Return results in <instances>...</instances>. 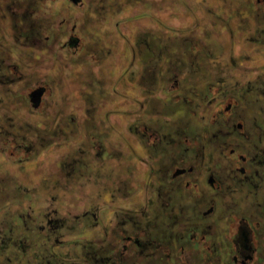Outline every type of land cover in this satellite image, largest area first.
Instances as JSON below:
<instances>
[{
	"label": "flooded vegetation",
	"instance_id": "af4514ba",
	"mask_svg": "<svg viewBox=\"0 0 264 264\" xmlns=\"http://www.w3.org/2000/svg\"><path fill=\"white\" fill-rule=\"evenodd\" d=\"M105 5L57 32L54 0H0V264H74L62 250L77 244L76 264H264L262 86L230 95L229 80L215 83L199 61L212 49L188 50L200 39L167 53L160 36H139L144 91L128 151L117 122L102 128L107 107L120 111L123 36L104 28ZM246 7L244 34L260 35L264 4ZM133 60L123 73L131 85ZM137 196L141 205L125 204Z\"/></svg>",
	"mask_w": 264,
	"mask_h": 264
},
{
	"label": "rangeland",
	"instance_id": "374dc122",
	"mask_svg": "<svg viewBox=\"0 0 264 264\" xmlns=\"http://www.w3.org/2000/svg\"><path fill=\"white\" fill-rule=\"evenodd\" d=\"M64 1L54 0V26L57 32L58 30H62L63 26L67 24L65 22L63 24L62 20H66V22L68 21L72 25L76 20L81 18L94 19L92 14L96 15L97 11L95 7L99 3L106 4L105 6H107V9L104 8L105 10L102 13L100 12L99 16L103 21L102 23L106 25L104 28L111 35L123 32V36L119 40L120 42H118L119 50L115 60V65L117 66L115 71L116 77H114V83L117 82L116 78H119L118 90L114 92L116 94L114 96L118 98L117 107L120 111L118 114L112 113L110 117L113 107H107L109 113L107 114L105 110L102 115L107 123H105L106 127H102L104 130L110 132L112 124H116L117 122L121 132L120 137H122L119 138L121 147L126 148L132 141L136 142L135 137L130 133V125L136 124L139 118H141V113L139 111V113L136 112L142 103V100L138 102L137 99H142L144 91L142 86L137 85L138 74L140 73L137 69V61L140 58L137 43L139 36L151 34L157 38L160 36L158 40L161 42V45L164 46L166 44L171 48L166 50L167 53L177 50L179 48L178 42H182L183 46L187 39H200L198 42L190 43L188 50L196 53L197 51L207 50L204 49L205 47L212 49L208 56L201 54L202 57L204 56V59H200L199 61L211 66L215 83L222 80L227 81L228 79L229 88L226 92L230 95L232 92H238L242 88H256L253 85L262 86V89H259L258 92L260 94L264 93V32L260 33L261 36L259 34L254 35V32L244 34L245 29L243 26H246L244 25L246 23L243 22L241 19L243 15H240L238 11L241 9L247 10V3H255L260 6L261 3L264 4V0H88L94 10L87 14V16L85 10H91L88 5L75 6ZM246 10L245 12H247ZM41 14L44 15L46 13L42 10ZM71 28L72 26H70ZM251 29H254V26L250 27ZM59 47L60 45L57 44L56 48L59 49ZM69 53L73 54L71 50ZM133 55L136 60V66H133V68L137 82L135 81V84L131 85L128 83L126 77L123 76V73L131 65ZM92 58L96 61L95 56ZM66 59V56L56 58L55 66L58 67L60 64L64 66L63 62ZM170 84H174L172 79L170 80ZM217 91L218 89L215 88L214 92ZM130 94L134 95L135 98L131 97ZM132 99L136 100L135 110H122L129 101L132 103ZM229 100L233 102V96ZM199 109L202 111L203 108ZM202 113L206 114V111H202ZM108 140L111 141L110 138ZM126 149L129 151V147ZM135 165V168H139L137 174H141L138 180H145L146 176L140 170L141 162H136ZM121 171H123L121 172L123 175L126 173V170L122 169ZM104 177L111 179L110 171H107ZM75 190L73 188V194H76L75 198L77 199L80 194ZM97 192L98 187H90L88 196L92 199L97 198ZM141 198L137 196L135 198L131 197L127 201L124 200L126 201L125 204L129 206L136 205L137 207L142 204ZM96 201L93 200L92 205L90 204L88 207L100 203V201ZM81 239L82 244H86L87 246L91 244V237L84 235ZM92 241L95 242L96 240ZM77 246L78 244L66 246L62 250L66 257L73 256L72 260L75 262L74 264H76L78 257L75 255L76 252L73 248H77Z\"/></svg>",
	"mask_w": 264,
	"mask_h": 264
},
{
	"label": "water",
	"instance_id": "95a60500",
	"mask_svg": "<svg viewBox=\"0 0 264 264\" xmlns=\"http://www.w3.org/2000/svg\"><path fill=\"white\" fill-rule=\"evenodd\" d=\"M79 1V0H78Z\"/></svg>",
	"mask_w": 264,
	"mask_h": 264
}]
</instances>
